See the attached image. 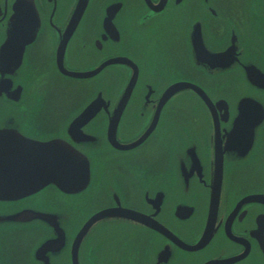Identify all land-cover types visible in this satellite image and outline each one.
I'll return each mask as SVG.
<instances>
[{"label": "flooded vegetation", "instance_id": "1", "mask_svg": "<svg viewBox=\"0 0 264 264\" xmlns=\"http://www.w3.org/2000/svg\"><path fill=\"white\" fill-rule=\"evenodd\" d=\"M0 194V264H264V0H0Z\"/></svg>", "mask_w": 264, "mask_h": 264}, {"label": "water", "instance_id": "2", "mask_svg": "<svg viewBox=\"0 0 264 264\" xmlns=\"http://www.w3.org/2000/svg\"><path fill=\"white\" fill-rule=\"evenodd\" d=\"M131 87L132 86L129 85L127 95L129 94ZM42 146L43 147H40L39 149L35 150V154L43 153L46 155L44 157H42L41 155L39 157L36 156L32 157V159H35V165L40 167L41 174L43 175L51 174V175L59 176L65 173L68 174L69 170H73V172L69 173V176L71 178L68 183L67 182L63 183L59 181H53V182H55V184L58 185L60 188H64V189L66 187H70V186L72 187L75 185H78V188L80 189L82 187L81 185H85V180L82 179L79 180V178L84 174V166L81 163L83 157L81 156L80 153L76 152L70 147L67 149L62 148L60 147V145H53L51 147L45 145ZM51 165L54 166V168L56 169L50 171L49 166ZM10 188L12 189V187ZM13 191L14 189L11 190V192ZM21 195H25V194H0V199H6V198L12 199L14 196H21Z\"/></svg>", "mask_w": 264, "mask_h": 264}]
</instances>
